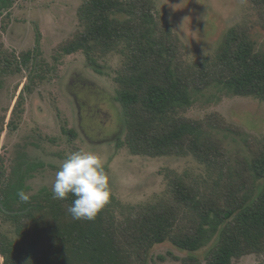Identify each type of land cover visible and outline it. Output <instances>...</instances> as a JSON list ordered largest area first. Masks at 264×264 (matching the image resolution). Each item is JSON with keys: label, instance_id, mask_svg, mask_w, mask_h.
I'll return each mask as SVG.
<instances>
[{"label": "trees", "instance_id": "16d2710c", "mask_svg": "<svg viewBox=\"0 0 264 264\" xmlns=\"http://www.w3.org/2000/svg\"><path fill=\"white\" fill-rule=\"evenodd\" d=\"M18 1L0 0V18ZM250 1L264 10V0ZM78 18L79 30L59 53H83L98 72L99 61L120 56L115 82L124 147L136 156L192 157L204 171L197 177L172 174L167 191L153 202L126 205L112 194L88 221L68 212L72 196L53 199L48 187L30 193L29 170H16L4 182L2 161L0 262L150 264L157 246L169 243L196 253L214 242L204 259L187 255L180 264H234L248 255L264 264V138L250 159L233 166L220 134L238 133L236 127L219 114L188 116L195 97L213 87L264 104V50L256 47L250 30L231 28L213 56L189 65L154 0H81ZM23 71L28 82L10 121L0 115V136L17 128L14 119L23 113L24 93L49 80L52 71L39 42L18 56L0 40V78ZM20 190L29 194V202L19 200Z\"/></svg>", "mask_w": 264, "mask_h": 264}, {"label": "rangeland", "instance_id": "374dc122", "mask_svg": "<svg viewBox=\"0 0 264 264\" xmlns=\"http://www.w3.org/2000/svg\"><path fill=\"white\" fill-rule=\"evenodd\" d=\"M154 1L161 19L180 39L189 65L213 56L223 36L236 26L250 30L256 47L264 50V10L250 0ZM80 5L81 0H19L0 18V40L5 50L19 56L34 50L39 42L41 57L52 69L49 80L32 93H24L23 113L14 119L17 128L7 129L0 136L3 181L24 169L29 170L30 193L51 188L66 155L86 150L101 156L111 192L123 204L156 201L167 191L172 174L197 177L204 167L192 157L136 156L124 147L123 108L116 98L115 82L120 56L112 54L99 61L102 68L98 72L83 53H59V47L79 30ZM27 76L28 71H23L0 78V115L8 121ZM211 114H219L238 130L220 134L233 166L250 159L264 138V104L213 87L195 97L188 116L203 119ZM2 229L7 227L2 225ZM213 243L196 253L178 250L169 243L160 245L154 249L150 264H180L187 255L204 259ZM234 264L261 262L258 256L248 255Z\"/></svg>", "mask_w": 264, "mask_h": 264}, {"label": "clouds", "instance_id": "9594fccd", "mask_svg": "<svg viewBox=\"0 0 264 264\" xmlns=\"http://www.w3.org/2000/svg\"><path fill=\"white\" fill-rule=\"evenodd\" d=\"M52 198L74 197L68 212L75 220H94L110 202L112 195L104 162L97 153L86 150L70 152L61 161L51 185ZM19 200L29 202L24 191L17 192Z\"/></svg>", "mask_w": 264, "mask_h": 264}]
</instances>
